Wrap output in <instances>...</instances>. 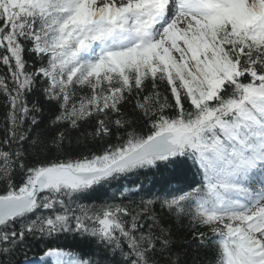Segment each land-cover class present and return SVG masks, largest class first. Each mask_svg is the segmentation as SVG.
Masks as SVG:
<instances>
[{"label":"snow or ice","instance_id":"1","mask_svg":"<svg viewBox=\"0 0 264 264\" xmlns=\"http://www.w3.org/2000/svg\"><path fill=\"white\" fill-rule=\"evenodd\" d=\"M0 108V264H264V0H0Z\"/></svg>","mask_w":264,"mask_h":264},{"label":"trees","instance_id":"2","mask_svg":"<svg viewBox=\"0 0 264 264\" xmlns=\"http://www.w3.org/2000/svg\"><path fill=\"white\" fill-rule=\"evenodd\" d=\"M3 110L2 108H0V115H2ZM146 177L145 175H141V177L139 178H143ZM153 182H157V178L156 177H152ZM183 231V230H181ZM65 243L67 244H71L72 242L69 241H65ZM192 257V253L191 251H189L188 255L185 257L186 259H188L189 261L191 260ZM212 253L210 251H205V250H201L198 254H197V260H198V264H212Z\"/></svg>","mask_w":264,"mask_h":264}]
</instances>
